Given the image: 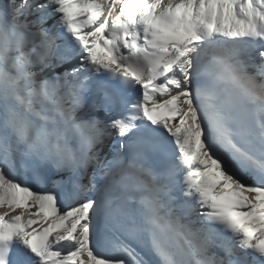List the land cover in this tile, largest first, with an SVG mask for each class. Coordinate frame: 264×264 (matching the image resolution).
<instances>
[{"label": "snow or ice", "instance_id": "snow-or-ice-1", "mask_svg": "<svg viewBox=\"0 0 264 264\" xmlns=\"http://www.w3.org/2000/svg\"><path fill=\"white\" fill-rule=\"evenodd\" d=\"M0 209V264H264V0H0Z\"/></svg>", "mask_w": 264, "mask_h": 264}, {"label": "bare ground", "instance_id": "bare-ground-1", "mask_svg": "<svg viewBox=\"0 0 264 264\" xmlns=\"http://www.w3.org/2000/svg\"><path fill=\"white\" fill-rule=\"evenodd\" d=\"M46 167V171H45V178H46V181L40 185H36L37 187H46V188H52L54 185L52 183L53 180H61V179H66L67 177L65 176L66 172H60V173H57L55 171V169L51 168V166H45ZM69 175V173L67 174ZM74 201L68 199V198H65L64 200V204L65 206H69L70 204H73ZM1 212V211H0ZM147 245L144 244L141 246V249H139V251L142 250V254L144 255V259L145 260H149V257H148V254H147ZM151 264V263H150Z\"/></svg>", "mask_w": 264, "mask_h": 264}, {"label": "rangeland", "instance_id": "rangeland-1", "mask_svg": "<svg viewBox=\"0 0 264 264\" xmlns=\"http://www.w3.org/2000/svg\"><path fill=\"white\" fill-rule=\"evenodd\" d=\"M68 173L66 172V174H65V176L67 177L68 175H67ZM46 181V178L43 180V182L42 183H44ZM69 206H74V203L73 204H71V205H69ZM0 211L2 212V211H4V209H0ZM159 257V256H158ZM160 258V257H159ZM161 259V258H160Z\"/></svg>", "mask_w": 264, "mask_h": 264}]
</instances>
